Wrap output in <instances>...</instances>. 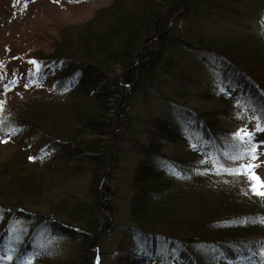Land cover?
Wrapping results in <instances>:
<instances>
[{
    "label": "trees",
    "instance_id": "obj_1",
    "mask_svg": "<svg viewBox=\"0 0 264 264\" xmlns=\"http://www.w3.org/2000/svg\"><path fill=\"white\" fill-rule=\"evenodd\" d=\"M214 8L235 12L217 0H109L73 34L34 38L28 56L42 68L43 78L27 82L12 77L0 87V255L15 248L25 259L38 252L32 264H101L100 245L124 227L146 252L120 246L121 255L111 264H155L162 262V250L172 252L179 264L260 263L256 253L264 242V223L248 221L264 217V198L249 192L244 177L216 171L222 165L237 166L225 156L233 133L248 124L239 117L240 112L246 117V111L232 95L222 92L217 102L231 111L185 112L207 148L189 147L186 132L166 119L143 121L151 139L134 140L135 152L165 162L141 163L131 175L129 226L115 219L112 175L105 173L121 150L118 136L134 120V102L148 90L164 100L158 86L173 76L170 69L186 53L210 54L222 73L264 108V45L244 38L191 41L176 31ZM3 47L1 55L8 56V46ZM12 128L18 131L9 136ZM181 143L185 147L173 155L162 152ZM40 144L46 152L33 156ZM61 159L90 166L91 201L57 194L66 180L85 170L56 167ZM45 219L51 224L43 227ZM38 222L42 224L35 230L29 227ZM41 228L75 242V252L33 247Z\"/></svg>",
    "mask_w": 264,
    "mask_h": 264
},
{
    "label": "rangeland",
    "instance_id": "obj_2",
    "mask_svg": "<svg viewBox=\"0 0 264 264\" xmlns=\"http://www.w3.org/2000/svg\"><path fill=\"white\" fill-rule=\"evenodd\" d=\"M109 0H87V2L75 3L71 0H0V55L4 53L3 45L8 46L5 55L0 56V87L6 84L12 77L30 82L33 78L32 68L29 66V50L33 47V40L38 36L58 37L62 34H73L79 26L93 15L94 11L108 3ZM232 7L235 12H223L216 8L209 10L201 16L197 23H183L176 27V31L185 35L189 40L201 38L222 42L235 38H244L249 44L263 46L264 27L260 21L264 18V0H217ZM236 13V14H235ZM193 24V25H192ZM24 55V56H23ZM21 57V58H19ZM172 77H164L158 90L165 95V99L159 98L154 91L147 92L145 96H139L130 109L133 116L130 128L118 136V144L121 150L117 161L105 173L112 175L114 195L112 201L116 206V221L129 226V205L133 196L131 175L137 165L141 163L158 164L164 161L161 158H151L148 155L136 153L134 140L148 142L151 137L149 127L143 121L147 118L158 116L175 123L188 135L189 147L207 148L201 134L195 132L191 119L185 112L189 110L207 111L218 109L223 112L231 111L228 105L226 109L220 104L219 95H232L235 102L246 111L248 130L255 128L260 115L258 103L239 85L222 73L218 61L205 52L186 53L179 59V64L170 69ZM223 92V93H222ZM221 93V94H220ZM249 104L251 106H249ZM258 141H264V132L256 134ZM185 147L181 143L178 147H168L162 152L167 155L175 154L178 149ZM47 148L40 144L32 152L33 156L42 157ZM42 152V154H41ZM256 163L257 174L264 178V145L258 148ZM40 154V155H39ZM151 158V159H150ZM77 160V159H76ZM56 160V167L79 165L85 168L84 172L71 177L56 191L58 195L77 197L80 200L91 201L90 195V166L79 160ZM165 162V161H164ZM105 182V181H104ZM109 185L108 182H105ZM39 210L44 214V209ZM43 227L49 226L50 219H45ZM20 228L26 224L20 223ZM42 223H31L30 228L35 230ZM44 231V228H41ZM22 243V241H20ZM100 245L99 254L101 264H111L121 255L120 246L142 254L146 252L144 245L136 237L130 235L128 228H120L112 231L106 240ZM33 247L49 246L65 254H73L76 243L65 238H59L52 233L39 231L31 241ZM162 262L155 264H179L172 252L160 251ZM169 258V263L165 261ZM150 264H154L151 262ZM253 264V263H245ZM260 264V263H255Z\"/></svg>",
    "mask_w": 264,
    "mask_h": 264
},
{
    "label": "snow or ice",
    "instance_id": "obj_3",
    "mask_svg": "<svg viewBox=\"0 0 264 264\" xmlns=\"http://www.w3.org/2000/svg\"><path fill=\"white\" fill-rule=\"evenodd\" d=\"M260 23L261 26L264 27V18H262ZM30 63L35 66L32 70L33 77H39L42 79V68L37 64L36 61H30ZM10 83L15 84L16 81H10ZM7 87L8 86L5 85V88ZM249 106L251 105L249 104ZM2 107L3 104L0 102V109H2ZM253 110L260 113V115L255 117L257 120L255 128L252 130H248L247 128L237 129L231 137L233 142L231 151H229L225 156L226 159L239 163L235 167H225L222 165L216 171L218 173L224 172L230 175L244 177L248 182L249 192L254 196L264 198V178H261L256 172V168L259 167V165L256 163L259 155L258 148L259 146L264 145V141L257 140L256 134L264 132V108ZM239 117L246 119L244 112H240ZM2 123L3 121H0V124ZM16 131H18V129L12 128L7 134L11 136L14 135ZM201 163L204 162L202 161ZM173 174L179 175V173L176 171H174ZM248 222L264 223V217L250 218ZM18 242L19 241L17 239L16 243ZM37 254L38 252L34 251L25 259L24 255L17 256L15 253V248H12L10 251L0 255V264H7V261L13 260L19 261L20 264H32V260ZM256 254L260 257V264H264V242L258 244V251Z\"/></svg>",
    "mask_w": 264,
    "mask_h": 264
}]
</instances>
